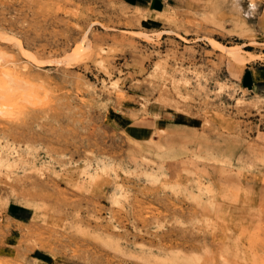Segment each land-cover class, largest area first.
<instances>
[{
    "label": "rangeland",
    "instance_id": "rangeland-1",
    "mask_svg": "<svg viewBox=\"0 0 264 264\" xmlns=\"http://www.w3.org/2000/svg\"><path fill=\"white\" fill-rule=\"evenodd\" d=\"M165 11L0 0V264H264V95L226 50L264 64V0Z\"/></svg>",
    "mask_w": 264,
    "mask_h": 264
},
{
    "label": "crops",
    "instance_id": "crops-1",
    "mask_svg": "<svg viewBox=\"0 0 264 264\" xmlns=\"http://www.w3.org/2000/svg\"><path fill=\"white\" fill-rule=\"evenodd\" d=\"M118 1L126 7L142 10L144 14L148 15L149 19H152L156 22L154 16L159 12L165 11L166 6L168 5L170 0H118ZM236 84L242 91H246L248 93H252L255 95H264V64L258 62L247 64L244 71L239 74ZM177 118L179 117H175L174 120H176ZM156 124L157 121H155V125ZM162 124H164V126L167 127L169 126L177 129L194 128V126H190V124L185 125L175 121L173 123H169L165 121ZM152 130H153V126L135 125L134 123L129 124V134L134 139L143 140L150 135V132ZM262 134L264 138V130ZM31 215L32 213L30 209L22 205L12 203L8 205V207L6 208L5 219L16 225H26L31 220ZM49 257L50 255L48 253H45L44 251H36L33 252V255L30 258H27V263L52 264V262L49 260Z\"/></svg>",
    "mask_w": 264,
    "mask_h": 264
},
{
    "label": "bare ground",
    "instance_id": "bare-ground-1",
    "mask_svg": "<svg viewBox=\"0 0 264 264\" xmlns=\"http://www.w3.org/2000/svg\"><path fill=\"white\" fill-rule=\"evenodd\" d=\"M136 11H137V15H142V10H140V9H135ZM144 11V10H143ZM145 12V11H144ZM158 14H161V15H164V17H165V20H167V21H171L172 20V18H174V17H168L167 16V11H163V12H159ZM141 17H143V16H141ZM138 20V19H137ZM144 20L146 21V22H149V21H151V19H149V18H146L145 16H144ZM139 21V20H138ZM174 21H176V20H174ZM169 24V23H168ZM0 39H3V37L2 36H0ZM212 43H213V45L216 47V48H220V49H225V47L224 46H222L221 44H219V43H217V42H215V41H212ZM17 45L18 46H16V47H19V49H20V52L21 53H23V55L24 56H26L27 58H29V59H31V60H34V58L32 57V55H30L28 52H27V50H25L24 48H23V46L20 44V41L19 42H17ZM83 47V46H82ZM86 49V48H85ZM89 48H87V50H88ZM86 50V51H87ZM226 50L228 51V53H229V55H230V57L233 59V61L237 64V65H239V72L240 73H242L243 71H244V69H245V67H246V65L250 62V58H247V57H245V56H242L241 54H239L236 50H234V49H229V48H226ZM79 51V50H78ZM80 51H81V49H80ZM2 52V51H1ZM0 52V54L3 56V54Z\"/></svg>",
    "mask_w": 264,
    "mask_h": 264
}]
</instances>
